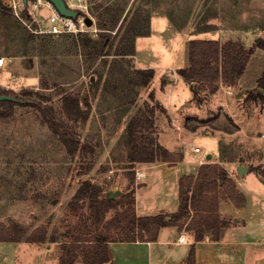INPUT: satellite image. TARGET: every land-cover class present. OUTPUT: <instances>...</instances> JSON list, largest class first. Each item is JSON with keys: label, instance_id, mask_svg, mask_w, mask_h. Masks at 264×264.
<instances>
[{"label": "rangeland", "instance_id": "rangeland-1", "mask_svg": "<svg viewBox=\"0 0 264 264\" xmlns=\"http://www.w3.org/2000/svg\"><path fill=\"white\" fill-rule=\"evenodd\" d=\"M65 1L81 12L80 16L93 19L95 26L96 16L91 11L103 10L106 6L124 7L128 14L126 25L141 15L150 14V35L138 37L136 41L141 52L149 53L151 49L156 56L151 63L156 70L152 86L161 100L168 94L161 85L165 76L172 74L169 68L189 65L188 57L185 64L172 61L171 46L175 50L178 44L187 48L188 40L192 39H220L234 40L250 48L257 39L264 38V0ZM19 3L29 12L31 21L24 16L23 21L13 16L7 0H0V57L5 58L0 67V93L6 91L23 102L37 91L48 97L45 102L73 127L80 144L89 150L70 155L44 123L41 113L26 103L15 106L11 117L0 118V237L3 236L2 228L18 224L28 234L45 228L48 239L52 234L59 240L75 236L91 239L94 235L88 227L91 230L95 227L88 219V201L81 199L74 206L70 202L84 181L99 185L103 190L102 198L110 192L118 191L117 197L126 193L129 180L122 168L126 156L123 145L126 106L120 105L124 100H114L93 83L99 79V74L89 69L94 60L90 51L78 45L83 35L34 33L36 29L48 28L52 11L45 5L35 10L34 3L26 7L22 0ZM141 20L145 22L143 17ZM168 20L176 32H165ZM206 25L215 30L195 33L197 28ZM116 31H112V35ZM104 60L100 58L95 69L107 74ZM132 65L137 68L134 57ZM263 71L264 50L258 49L236 85L221 84L214 93L208 89L202 91L205 97H199V112L182 120L190 137H196L195 141L201 145L200 155L208 150L216 153L217 139L205 136L217 135L226 157L240 158L264 180V102L244 101L247 93L258 87L257 81ZM105 79L106 75L103 81ZM43 85L49 89H41ZM67 88L77 89L82 98L88 97L90 106L81 103L87 116L85 123L80 118L70 120L66 115L62 98ZM149 91L150 88L139 90L134 110L148 101ZM32 98L40 100L37 96ZM170 123L175 127L172 120ZM113 136L119 138V142L115 146V141L110 144L112 149L105 154V143L109 145ZM188 148L191 150V145L186 144L184 150ZM252 178L254 175L249 180ZM115 214L116 211H110L106 220ZM55 244L52 252L59 254L60 244ZM49 245H53L49 240L43 244L0 241V264H49Z\"/></svg>", "mask_w": 264, "mask_h": 264}, {"label": "trees", "instance_id": "trees-1", "mask_svg": "<svg viewBox=\"0 0 264 264\" xmlns=\"http://www.w3.org/2000/svg\"><path fill=\"white\" fill-rule=\"evenodd\" d=\"M79 12V11H78ZM96 16V26L100 30L97 38L90 33H80V44L94 57L89 69L99 74V79L93 83L101 86L105 95H111L114 100H124L126 106L124 114L132 109L138 100L139 90L149 88L155 78L154 69H138L132 65V58L136 54V39L150 35V14L135 18L126 25L128 14L123 7L106 6L103 10L91 11ZM82 15L79 12V17ZM23 16L32 19L26 9ZM144 18L143 22L141 18ZM36 27V25H35ZM116 31L112 35V31ZM215 30L213 26L206 25L197 28L195 33H207ZM78 35V34H76ZM264 50V38L257 39L250 48L234 40L220 39H192L188 42L189 65L178 70V74L185 82L191 85L195 96L208 89L216 92L220 85L234 86L245 74L247 67L256 52ZM111 58V60H109ZM104 60V70L95 69L99 59ZM103 61V60H102ZM106 79L103 81V77ZM117 75L120 76L117 78ZM258 87L247 93L246 103L264 102V71L258 78ZM195 84V85H194ZM47 90L48 86H41ZM0 94L9 95L8 92ZM37 96L39 102L32 98ZM30 98L22 100L0 101V118H9L14 114L17 105L26 103L37 109L44 123L65 145L68 153L74 156L77 152L87 149L77 139L73 127L61 119L54 108L45 101L49 98L38 91L29 95ZM144 106H139L136 113L130 118L123 132L126 156L123 161L129 180L127 192L113 199L102 198V188L90 181H84L77 195L70 202L71 206L81 199L88 201L91 220L95 229L89 231L94 235L91 239L75 236L71 239L59 240L52 234L48 239V231L38 228L28 234L27 230L18 224H11L2 228V242H27L30 244L50 243L60 244L59 264H108L111 263L109 251L110 242L156 241L162 227L175 226L185 229L193 234L194 242L191 245L187 264H196V243L209 237L212 241H219L223 229L233 225L229 217L219 214V195L230 198L237 207H243L246 199L230 178L227 170L218 163L203 164L197 176L185 175L179 184V209L167 220L164 215L138 218L135 201V171L137 165L155 162H178L183 156L171 152L163 146L156 135L157 111H163L162 106L155 100V92L148 94ZM90 106L88 97L82 98L80 92L69 88L64 90L62 98L63 109L70 120H80L85 123L87 116L81 103ZM113 161H116L113 159ZM116 211L113 218L106 220L110 211ZM88 225V224H86Z\"/></svg>", "mask_w": 264, "mask_h": 264}, {"label": "crops", "instance_id": "crops-1", "mask_svg": "<svg viewBox=\"0 0 264 264\" xmlns=\"http://www.w3.org/2000/svg\"><path fill=\"white\" fill-rule=\"evenodd\" d=\"M166 31L176 32L169 20ZM170 38L174 40L173 36ZM185 47L178 44L174 50L171 46L173 62L185 64L188 43L187 48ZM136 48L134 59L137 68L153 69L151 63L156 56L151 49L149 53L141 52L137 41ZM181 68L185 67L173 65L169 68L172 74L166 75L161 85V89L168 91L165 100L158 97L156 88L152 86L153 81L149 88L155 92V100L163 108V111H157L155 115L158 141L171 152L181 154L183 158L174 163L155 162L137 165V170L144 173L143 178L135 180L137 217L164 215L169 220L179 209L180 179L185 175L197 176L203 164L218 163L227 170L237 189L244 194L246 202L243 207H237L230 198L219 195V214L231 218L234 223L222 230L219 241H212L206 237L204 241L196 243V264H264V180L254 169L245 166L240 158L226 157L221 151L220 138L217 135L205 136L217 139V143L214 144L217 148L216 153L208 150L205 155H200L189 148L187 152L184 150L186 144L201 147L195 141L196 137H190L187 125L184 122V126L182 119L199 112V97L204 98L205 95L201 93L198 96L194 95L191 85L178 74ZM137 108L139 106L136 110ZM136 110L132 108L125 115L127 118L124 121L125 125L123 124V132ZM171 120L175 127H171ZM114 141L115 146L119 138L113 136L109 145L105 143V154L112 149L110 144ZM241 166L244 168L240 173ZM253 175L255 178L249 180ZM182 234L186 236L185 243L178 241ZM193 242V234L185 229L180 230L175 226L162 227L156 241L110 242L111 263L108 264H187ZM55 246V243L49 245V264H59V254L52 252Z\"/></svg>", "mask_w": 264, "mask_h": 264}, {"label": "built area", "instance_id": "built-area-1", "mask_svg": "<svg viewBox=\"0 0 264 264\" xmlns=\"http://www.w3.org/2000/svg\"><path fill=\"white\" fill-rule=\"evenodd\" d=\"M20 0H7L8 8L13 16L23 21V6L19 3ZM29 3H34V9H38L39 7L45 5L50 8L52 13L50 17H48V28L45 30L36 29L33 31L34 33H45L52 35H62V34H80V33H90L94 36H98L100 30L94 25L92 27H88L85 23V16H79L77 18H67L60 15L54 6L48 2L47 0H34ZM5 63V58L0 57V67H2ZM191 150L194 153H201L202 148L200 146L191 145ZM137 179L143 178L144 173L136 170ZM179 242L185 243L186 236L182 234L178 239Z\"/></svg>", "mask_w": 264, "mask_h": 264}, {"label": "water", "instance_id": "water-1", "mask_svg": "<svg viewBox=\"0 0 264 264\" xmlns=\"http://www.w3.org/2000/svg\"><path fill=\"white\" fill-rule=\"evenodd\" d=\"M24 6L26 7L28 5L29 2H32L34 0H22ZM48 2H50L54 8L56 9V11L67 18H77V16L79 15V12L72 9L65 0H47ZM85 23L88 27H92L94 26V21L93 19H91L90 17H86L85 19ZM195 85V84H194ZM4 99H8V100H17L15 97L9 96V95H3L0 94V101L4 100ZM244 166H241L239 168V171L241 173V169H243ZM120 193L117 192H110L109 193V198L113 199L116 198Z\"/></svg>", "mask_w": 264, "mask_h": 264}]
</instances>
